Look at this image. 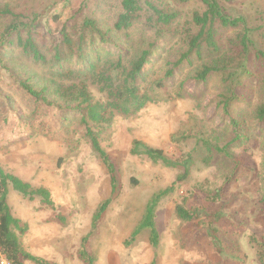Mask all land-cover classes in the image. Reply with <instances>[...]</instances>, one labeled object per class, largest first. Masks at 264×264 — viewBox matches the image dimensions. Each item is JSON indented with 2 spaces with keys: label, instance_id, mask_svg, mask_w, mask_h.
Segmentation results:
<instances>
[{
  "label": "rangeland",
  "instance_id": "obj_1",
  "mask_svg": "<svg viewBox=\"0 0 264 264\" xmlns=\"http://www.w3.org/2000/svg\"><path fill=\"white\" fill-rule=\"evenodd\" d=\"M124 0H0V10L9 8L17 19H0V40L12 24L32 23L33 36L45 63L24 55L17 36L0 48V167L33 189H46L53 207L40 198L30 201L10 188L8 204L13 217L27 226L21 241L32 256L52 264H86L79 251L84 237L95 264H260L255 243L264 244V124L254 109L264 102L260 85L264 69L246 76L242 98L231 108V117L246 118L244 140L230 143L234 135L230 118L221 106L225 88L219 79L202 83L192 79L194 67L184 63L166 80L163 96H175L183 83L184 98L170 103L149 104L135 116L116 115L100 131V143L117 167L119 191L110 203L96 231L93 221L101 205L112 197L107 168L85 137L80 114L59 111L36 102L21 88L27 82L40 90L56 70H85L86 62L99 55L126 52L134 43L153 42L145 20L127 33L113 30ZM145 8L177 13L183 27L193 23L204 7L198 0H142ZM233 16L247 17L249 27L264 26V0H235L225 4ZM86 20L109 31L114 45H104L85 29ZM112 30V31H110ZM73 37L87 34L86 61L63 48L61 62L54 60L62 33ZM130 32V33H129ZM130 34V38L127 34ZM264 36V29L256 39ZM91 36L92 39L89 37ZM26 39V37H24ZM259 43V42H258ZM93 44V45H92ZM182 47L173 36L160 38L143 72L144 86L163 78L168 63L176 62ZM108 48V49H106ZM96 100L102 98L92 88ZM215 132V133H213ZM220 139L224 155L208 153L205 141ZM141 141L171 157L194 153L195 164L186 182L174 185L182 169L153 164L131 154L133 142ZM202 140V144H199ZM132 180L138 182L134 187ZM175 186V192L159 205L156 215L160 247L150 244L143 232L127 247L154 194ZM182 206L194 215L192 222L181 220L176 209ZM26 264H35L27 261Z\"/></svg>",
  "mask_w": 264,
  "mask_h": 264
},
{
  "label": "trees",
  "instance_id": "obj_2",
  "mask_svg": "<svg viewBox=\"0 0 264 264\" xmlns=\"http://www.w3.org/2000/svg\"><path fill=\"white\" fill-rule=\"evenodd\" d=\"M204 7L203 13H198L193 18V23L183 27L179 22L180 15L159 9L148 3L143 5L142 0H124L122 12L118 16L113 30L116 33H127L141 20H145L147 28L153 37V42L148 41L142 45L133 44L126 48V52L120 54L99 55L96 60L86 62L85 70H56L48 84L40 90L35 89L27 82H21V88L36 102L38 106H44L59 111H73L80 114V125L84 128L87 137L107 168L112 187V197L103 203L93 221V231H96L99 223L106 213L110 203L117 197L119 191V178L117 167L110 156L104 151L100 143V131L110 125L116 115L126 117L135 116L149 104L170 103L184 98L183 83L181 90L175 96H163L166 89V80L171 78L174 72L184 63L194 67V61L199 65L192 72V79L202 83H209L219 79V84L225 88L221 96V106L224 114L230 118L232 132V144L244 140L245 134L241 130L246 126L244 115L240 119L231 117L233 104L242 98L240 92L247 85L244 83L246 76L260 73L264 69V36L256 39L257 33L264 26L249 27L247 17L230 15L225 8L226 3L235 0H198ZM22 17L14 14L9 8L0 10V19ZM32 23H15L6 29L0 40V48L12 45L10 39L16 35L17 47L24 55H31L36 61L45 63L43 55L33 36ZM85 29L90 31L93 40L97 36L104 45H114L109 31L104 32L98 28L95 22L86 20ZM112 31V30H110ZM130 33V32H129ZM127 36L130 38V34ZM89 36L91 39L92 37ZM173 36L181 41L182 47L176 52V62L168 63L165 76L156 79L150 86L145 87L143 72L150 62L152 51L160 38ZM26 37V39H24ZM87 34L73 37L67 32L62 33L61 43L55 47L54 60L60 63L63 54L71 53L79 61H86L83 52L86 47ZM259 42V43H258ZM93 45V44H92ZM66 51L63 52L62 49ZM108 49V48H106ZM64 57V56H63ZM264 92V80L260 83ZM92 88L97 89L103 96L96 100L92 95ZM255 118L264 124V102L259 103L255 109ZM215 133V132H213ZM206 140L204 145L208 147V153L224 155L230 160L234 158L229 153V145L222 148L220 139ZM202 144V140H199ZM131 154L135 157H143L153 164H160L171 169H182L174 185L186 182L191 169L195 164L194 153L182 154L177 157L167 155L163 150L135 140L132 144ZM134 187L138 182L132 180ZM10 188L30 201L40 198L48 207H53L52 196L46 189H33L20 178L7 173L0 167V249L10 264H26L32 261L35 264H52L44 259L32 256L24 247L21 237L27 231V226L22 227L16 220L8 204ZM175 192V186L162 190L153 195L149 200L145 214L134 231L126 246H132L143 232L150 233V244L157 250L161 244V237L157 230L156 215L161 202ZM176 215L183 221L192 222L194 215L182 206L176 209ZM93 235L83 238L79 255L86 264H95L94 257L89 253L88 244ZM260 264H264V244L255 243ZM1 264V263H0Z\"/></svg>",
  "mask_w": 264,
  "mask_h": 264
},
{
  "label": "built area",
  "instance_id": "obj_3",
  "mask_svg": "<svg viewBox=\"0 0 264 264\" xmlns=\"http://www.w3.org/2000/svg\"><path fill=\"white\" fill-rule=\"evenodd\" d=\"M0 263L1 264H10V262L6 259V257L2 254L0 249Z\"/></svg>",
  "mask_w": 264,
  "mask_h": 264
}]
</instances>
